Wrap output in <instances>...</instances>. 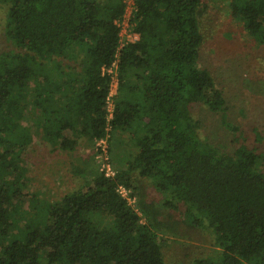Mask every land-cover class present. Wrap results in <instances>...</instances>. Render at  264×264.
Wrapping results in <instances>:
<instances>
[{"label": "trees", "instance_id": "16d2710c", "mask_svg": "<svg viewBox=\"0 0 264 264\" xmlns=\"http://www.w3.org/2000/svg\"><path fill=\"white\" fill-rule=\"evenodd\" d=\"M227 1L248 36L264 43V0ZM0 2L7 4L6 36L19 49L0 54V264H167L160 211L146 215L138 200L141 222L120 193L136 177L164 193V208L180 202L185 217L208 215L221 257L193 264H264V152L213 145L192 114L204 105L233 134L239 130L212 76L198 66L201 0H134L130 24L138 39L123 45L125 0ZM56 58L77 60L78 72ZM115 62L109 112L107 70ZM27 110L35 133L56 148L114 130L128 133L130 149L115 147L111 176L94 170L83 188L53 203L31 196L37 205L26 218L17 201L26 181L21 154L33 138L23 124Z\"/></svg>", "mask_w": 264, "mask_h": 264}, {"label": "rangeland", "instance_id": "374dc122", "mask_svg": "<svg viewBox=\"0 0 264 264\" xmlns=\"http://www.w3.org/2000/svg\"><path fill=\"white\" fill-rule=\"evenodd\" d=\"M133 4L134 0H125L124 14L118 22L121 45L130 42L134 36L130 24ZM6 9L7 4L0 2V54L19 51L5 33ZM198 12L202 37L198 66L210 73L226 101L227 120L239 127L233 134L223 118L199 104L192 109L194 119L200 124L199 135L228 152L241 144L264 152V141L253 134L256 130L264 135V43L257 44L248 36L242 23L230 14L227 0H201ZM56 60L64 66L70 64L73 73L79 70L77 60ZM115 64L107 70L112 76L109 112L117 85ZM30 117V110H27L23 124L30 126L33 138L21 154L26 181L23 195L16 202L19 212H28L24 214L26 218L31 216V206L37 205L31 196L53 203L64 194L83 188L94 170L106 172L109 169L108 173L113 175L111 155L115 153V147L121 145V153L123 149H130L128 133L114 130H109L101 140L90 141L86 136H80L73 149H59L35 133ZM123 194L139 214L141 222L145 221V216L138 207V200L145 204L146 215L160 211L156 219L165 224L166 230H158L157 234L158 239L163 238L162 252L167 264H193L196 258L220 259L222 248L214 241V230L206 213L185 217V206L180 202H176V210L164 208V193L158 192L151 181L143 177H136L131 189L124 190ZM193 219L198 222H192Z\"/></svg>", "mask_w": 264, "mask_h": 264}, {"label": "built area", "instance_id": "2783aa9c", "mask_svg": "<svg viewBox=\"0 0 264 264\" xmlns=\"http://www.w3.org/2000/svg\"><path fill=\"white\" fill-rule=\"evenodd\" d=\"M138 35L136 34V33H134V36L133 37H131V39H129V41L131 42V41H135V40H137L138 39V37H137ZM101 140V139H100ZM108 171H109V169H107ZM108 171H106V172H104L105 173V175H109V176H111L110 174H112V173H108ZM124 190L125 189H123V188H121L120 189V193L124 196ZM125 197V196H124ZM126 198V197H125ZM127 199V198H126Z\"/></svg>", "mask_w": 264, "mask_h": 264}]
</instances>
